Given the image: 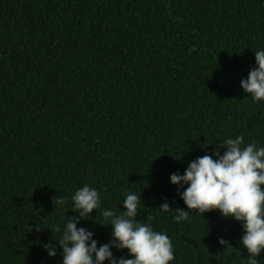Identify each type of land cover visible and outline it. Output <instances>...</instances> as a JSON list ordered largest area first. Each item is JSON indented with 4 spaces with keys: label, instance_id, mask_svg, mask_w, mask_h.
Wrapping results in <instances>:
<instances>
[{
    "label": "trees",
    "instance_id": "1",
    "mask_svg": "<svg viewBox=\"0 0 264 264\" xmlns=\"http://www.w3.org/2000/svg\"><path fill=\"white\" fill-rule=\"evenodd\" d=\"M258 50L264 0H0V264H62L84 185L100 207L76 226L98 248L103 211L140 193L136 219L171 239L169 264H248L242 223L189 211L170 176L228 138L264 147V101L240 87Z\"/></svg>",
    "mask_w": 264,
    "mask_h": 264
},
{
    "label": "clouds",
    "instance_id": "2",
    "mask_svg": "<svg viewBox=\"0 0 264 264\" xmlns=\"http://www.w3.org/2000/svg\"><path fill=\"white\" fill-rule=\"evenodd\" d=\"M256 67L248 73L247 79L240 81V87L252 102L264 101V50L255 53ZM224 148L223 155L219 149ZM213 155H204L191 161L183 175L173 173V185H187L180 194L181 199L191 212L203 213L219 211L225 219L232 218L242 223L244 234L240 244L247 250L248 264H258V255L264 250V147L255 141L244 145V137L224 140ZM56 208L66 203L64 197H53ZM77 216L69 217L62 237L57 241L62 249V264H169L175 259L173 245L167 234L155 231L149 224L139 222L136 217L141 205L140 193H126L123 211L104 210V224L111 226L112 239L97 247L92 239L93 233L83 227L77 228L78 220L85 219L100 207V196L96 189L84 185L71 197ZM163 212L173 211L167 202L160 207ZM176 222L188 220L189 211L174 210ZM40 227L37 226V231ZM31 231V229H30ZM60 232L58 225L51 230ZM218 243L232 246L224 239ZM50 257L56 250L51 243L44 245ZM126 249L132 258H116L111 251Z\"/></svg>",
    "mask_w": 264,
    "mask_h": 264
}]
</instances>
